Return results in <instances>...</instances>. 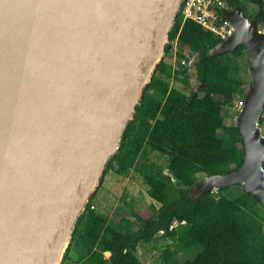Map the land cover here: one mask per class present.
Instances as JSON below:
<instances>
[{
	"label": "water",
	"instance_id": "1",
	"mask_svg": "<svg viewBox=\"0 0 264 264\" xmlns=\"http://www.w3.org/2000/svg\"><path fill=\"white\" fill-rule=\"evenodd\" d=\"M182 2L0 0V264H61ZM219 12L232 33L208 55L241 45L248 60L250 85L235 119L242 163L181 188L193 201L239 185L264 208V24L240 6ZM198 56L190 54L188 70Z\"/></svg>",
	"mask_w": 264,
	"mask_h": 264
},
{
	"label": "trees",
	"instance_id": "2",
	"mask_svg": "<svg viewBox=\"0 0 264 264\" xmlns=\"http://www.w3.org/2000/svg\"><path fill=\"white\" fill-rule=\"evenodd\" d=\"M228 8L255 5L249 18L264 24V0H223ZM217 11V10H216ZM221 41L212 31L182 10L169 33L167 55L176 42L177 67L164 56L142 92L133 119L127 124L119 150L107 163L109 172L126 176L137 171L145 182L146 193L159 206L150 204L149 215H142L124 200L129 214L114 221L94 209L88 201L72 232L69 247L61 264H142L136 255L137 245L155 237H169L179 250L200 246L191 260L182 264H261L264 261V208L242 188L233 186L208 192L191 201L188 189L210 175L227 174L242 163L243 148L236 125H225L224 118L235 102L244 100L249 83L241 78L244 47L209 56L211 47ZM197 52L193 68L194 83L189 94L170 86L169 80L187 86L190 75L188 56ZM187 56V57H186ZM241 98V99H240ZM264 122V108L259 124ZM147 150L167 158L166 171L153 163H136ZM264 166V164H263ZM95 193V192H94ZM91 199V198H90ZM173 220L184 221L171 228ZM75 251L77 258H73ZM105 252L109 257L105 258ZM165 262L173 252L166 248Z\"/></svg>",
	"mask_w": 264,
	"mask_h": 264
},
{
	"label": "rangeland",
	"instance_id": "3",
	"mask_svg": "<svg viewBox=\"0 0 264 264\" xmlns=\"http://www.w3.org/2000/svg\"><path fill=\"white\" fill-rule=\"evenodd\" d=\"M246 9L249 11L248 15L251 17L256 13V7L253 5H246ZM177 49L178 46L176 42H173L170 52L167 55L165 54L166 56L164 57L166 62L171 63L175 67H177L175 56ZM241 63L243 70L240 72V76L250 85L248 60L245 55L243 56ZM188 74L190 75V80H188L187 86L180 82L169 80L170 86L189 94L190 87L195 80L192 68L188 71ZM238 106L239 101H236L235 106L227 111L228 116L224 118L225 125L235 124ZM260 130L264 137V122L260 124ZM166 160L167 158L155 151L147 150L144 156L138 159L136 166L140 163H144V161L147 163L154 162L155 164L160 165L164 169L163 172L166 173ZM90 200L94 202V209L108 216L109 221L117 220L123 215L129 219L133 218V216L129 214L126 206H124V200H126L127 203L129 202V204H132L138 213H143L142 215H149L151 212L149 208L151 203L155 207L159 206L147 195L145 182L142 180L141 175L135 170H131L126 176L116 175L113 172H109L103 178L101 187L99 189L97 188ZM166 248L173 252L172 258L168 260V262H165V253H163ZM200 250V246L192 247L187 250H179L176 243L169 237H155L153 241L149 243L138 244L136 255L139 257L142 264H182L185 260L193 259ZM71 255L74 259L77 258L75 251H71ZM104 256L105 258H108L109 253L105 252ZM68 263L71 264L70 262Z\"/></svg>",
	"mask_w": 264,
	"mask_h": 264
},
{
	"label": "built area",
	"instance_id": "4",
	"mask_svg": "<svg viewBox=\"0 0 264 264\" xmlns=\"http://www.w3.org/2000/svg\"><path fill=\"white\" fill-rule=\"evenodd\" d=\"M221 5H223L221 0H183L180 10H182L184 19L189 17L221 39H225L232 33V28L218 10ZM181 64L185 65L187 61L183 59ZM242 104L243 100H239L237 110L241 108Z\"/></svg>",
	"mask_w": 264,
	"mask_h": 264
},
{
	"label": "clouds",
	"instance_id": "5",
	"mask_svg": "<svg viewBox=\"0 0 264 264\" xmlns=\"http://www.w3.org/2000/svg\"><path fill=\"white\" fill-rule=\"evenodd\" d=\"M222 2H223V5H221V6H224V7H226V8H228L226 5H225V2L223 1V0H221ZM221 6H219V7H221ZM181 8V7H180ZM230 9H232V8H230ZM218 10H219V8H218ZM221 14V13H220ZM246 14H248V13H246ZM222 16V15H221ZM251 19V18H250ZM262 31H264V28H263V30ZM221 40H223V39H221ZM187 56H188V61H189V58H190V54H186ZM186 56V57H187ZM187 64H188V62H187ZM190 70V69H189ZM244 101V100H243ZM239 110H237V112H238ZM178 224H185V222L184 221H181V222H179V221H177V220H173V222H172V224H171V228H174V227H176ZM109 253V252H108Z\"/></svg>",
	"mask_w": 264,
	"mask_h": 264
},
{
	"label": "flooded vegetation",
	"instance_id": "6",
	"mask_svg": "<svg viewBox=\"0 0 264 264\" xmlns=\"http://www.w3.org/2000/svg\"><path fill=\"white\" fill-rule=\"evenodd\" d=\"M253 6H255V5H253ZM255 7H256V6H255ZM256 11H257V7H256ZM246 12L249 13V11H247V9H246Z\"/></svg>",
	"mask_w": 264,
	"mask_h": 264
}]
</instances>
